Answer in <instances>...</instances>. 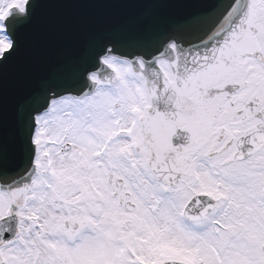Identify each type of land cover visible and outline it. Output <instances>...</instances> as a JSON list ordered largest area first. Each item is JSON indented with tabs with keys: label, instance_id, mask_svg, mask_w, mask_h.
I'll return each mask as SVG.
<instances>
[{
	"label": "snow or ice",
	"instance_id": "snow-or-ice-1",
	"mask_svg": "<svg viewBox=\"0 0 264 264\" xmlns=\"http://www.w3.org/2000/svg\"><path fill=\"white\" fill-rule=\"evenodd\" d=\"M0 264H264V0H0Z\"/></svg>",
	"mask_w": 264,
	"mask_h": 264
}]
</instances>
